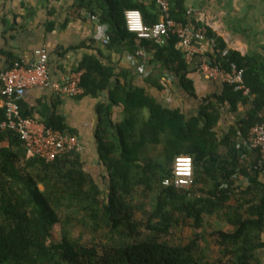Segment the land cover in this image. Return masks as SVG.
Segmentation results:
<instances>
[{
	"label": "trees",
	"instance_id": "obj_1",
	"mask_svg": "<svg viewBox=\"0 0 264 264\" xmlns=\"http://www.w3.org/2000/svg\"><path fill=\"white\" fill-rule=\"evenodd\" d=\"M169 2L172 18L196 24L209 40L216 39L209 55L214 65L231 69L236 64L244 69L250 93L222 83V92L203 97L196 114L189 116L159 102L144 87L123 82L115 67L86 54L77 68L85 70L84 95L110 92V104L96 106L101 117L98 154L107 169L106 188L85 167L82 151L47 162L28 156L16 131L1 130L0 143L7 140L9 145L0 147V264H263L259 257L264 249L263 172L256 168L260 156L254 159L245 142L251 128L264 121V59L257 53L243 55L228 49L222 37L189 12L186 0ZM78 7L99 15L108 25V47L152 52V62L174 71L180 86L198 98L190 74L201 72L198 64L186 61L178 36L171 34L160 42L139 38L127 28V9L141 10L147 24L158 22L161 11L156 0L154 5L139 0H83ZM17 60L11 59L9 65ZM248 102L252 105L245 117L220 133L223 108L235 112L239 103ZM114 105L124 106V118L117 123L112 120ZM4 118L5 109L0 110V121ZM45 123L74 133L61 114L55 113ZM155 149L157 156L152 154ZM179 155L193 157L192 188L163 183L173 179ZM239 175L248 183L239 184L235 179ZM139 187L144 193H155L152 209L133 204ZM237 194L240 198L234 200ZM65 208L85 214L95 224L104 222L110 228L108 241L90 246L74 240L70 219L64 221L61 213ZM138 209L144 210L146 220L136 217ZM188 221L194 229L189 242L165 238L172 228ZM57 224L61 237L56 240ZM212 243L220 250L215 252Z\"/></svg>",
	"mask_w": 264,
	"mask_h": 264
},
{
	"label": "crops",
	"instance_id": "obj_2",
	"mask_svg": "<svg viewBox=\"0 0 264 264\" xmlns=\"http://www.w3.org/2000/svg\"><path fill=\"white\" fill-rule=\"evenodd\" d=\"M139 1L148 5L155 3V0ZM81 2L83 0H0V73L13 58L27 65L34 63L35 51L43 48L49 53L52 83L77 71L83 57L92 54L106 65L115 67L117 76L123 82L144 87L159 102L180 108L189 116L196 114L203 97L222 92L223 82L192 72L190 77L195 82L198 96L195 98L180 86L174 71L160 62H152V52L144 48L131 52L129 48L108 47L95 29L90 12L78 7ZM186 3L189 12L222 37L228 49L243 55L257 53L264 59V0H186ZM198 45L201 53L207 56L212 53L209 41H200ZM139 50L146 57L137 55ZM117 78L113 79V84ZM21 103L24 112L43 122L55 113L63 115L69 128L74 130L73 134L84 145L82 154L85 167L97 166L99 172L93 175L95 178L101 177L104 164L98 154L97 138L101 117L96 106L98 103L110 104L108 89L97 96L83 94L69 97L57 95L51 86L32 87L26 90ZM251 105V102L239 103L235 112H230L229 107L223 108L219 132L228 131L240 118L245 117ZM3 109L0 84V110ZM123 118L124 106L114 105V123ZM8 145L7 140L0 143V147ZM249 150L254 159L259 156L256 150ZM235 179L239 184L248 183L247 178L241 175ZM260 180L264 183V173H261ZM235 198L239 199L240 195L237 194ZM259 257L264 264V249H260Z\"/></svg>",
	"mask_w": 264,
	"mask_h": 264
},
{
	"label": "built area",
	"instance_id": "obj_3",
	"mask_svg": "<svg viewBox=\"0 0 264 264\" xmlns=\"http://www.w3.org/2000/svg\"><path fill=\"white\" fill-rule=\"evenodd\" d=\"M157 5L161 11V17L158 22L152 25L145 22L141 10L127 9L125 18L128 30L139 38L155 39L160 42H163L171 34L178 36L184 49L186 61L189 64L198 63L202 75L234 85L236 89L244 90L245 94L250 93V89L245 85L243 68L237 67L236 64H232L231 69L221 68L214 65L209 56L201 53L198 43L206 40L212 47H216L215 38L209 40L204 30L198 28L196 24H187L172 18L171 5L168 0H157ZM89 17L95 22V29L100 32L103 42L108 44L111 40L108 25L101 22L97 14L89 13ZM227 52V49L223 51L224 54ZM35 54L36 61L34 63L27 65L23 61L17 60L0 73L1 95L4 98L5 109V118L0 121V131L8 129L16 131L24 143L28 156L40 157L47 162H52L73 150L82 151L83 143L77 135L69 131L62 132L49 127L45 122L33 116H24L21 101L26 90L32 87L51 86L57 95L69 97L83 95L85 88L82 80L85 70L74 71L52 83L48 51L39 48ZM136 54L146 57V54L141 50ZM245 143L249 148L259 153L260 160L256 168L264 173V121L251 128ZM181 161L184 162L185 171L183 172L180 171ZM194 169L195 164L192 156L179 155L175 158L173 179L166 178L163 183L165 185L174 183L177 187L192 188Z\"/></svg>",
	"mask_w": 264,
	"mask_h": 264
},
{
	"label": "rangeland",
	"instance_id": "obj_4",
	"mask_svg": "<svg viewBox=\"0 0 264 264\" xmlns=\"http://www.w3.org/2000/svg\"><path fill=\"white\" fill-rule=\"evenodd\" d=\"M153 156L158 155V151L155 149L152 151ZM97 166L89 167L88 171L90 173H98ZM101 177L95 178L96 181L100 184V186L104 189L106 188V177H107V169L103 167ZM94 176V175H93ZM95 177V176H94ZM108 181V180H107ZM41 188L44 189V186L41 185ZM107 193V189H105ZM155 193H144L143 187H139L137 192L135 193L134 205H142L145 209H152L153 205V197ZM143 209L136 210V217L141 220H146L144 217ZM64 221L70 219L69 227L72 231L71 236L74 240H77L78 243L83 245H93L95 243L106 242L108 241V237L110 236V228L106 226L104 222L100 220L99 224H95L93 220H91L88 216L81 213L75 214L71 210L65 208V210L61 211ZM145 229V227H144ZM172 232L166 236L168 240L173 243L185 244L189 242L190 238L194 235V229L191 226V221H188L186 224L182 226L174 227L171 230ZM148 232V231H146ZM61 237V225L57 224L54 227V238L60 239ZM210 246L214 249L215 252L220 250V246L217 244H210Z\"/></svg>",
	"mask_w": 264,
	"mask_h": 264
},
{
	"label": "clouds",
	"instance_id": "obj_5",
	"mask_svg": "<svg viewBox=\"0 0 264 264\" xmlns=\"http://www.w3.org/2000/svg\"><path fill=\"white\" fill-rule=\"evenodd\" d=\"M180 171H181V172L185 171V168H184V162H183V161H181ZM165 183H167V181H165Z\"/></svg>",
	"mask_w": 264,
	"mask_h": 264
}]
</instances>
